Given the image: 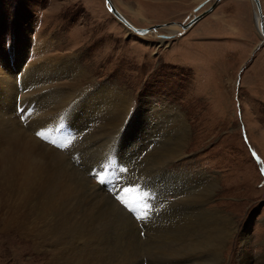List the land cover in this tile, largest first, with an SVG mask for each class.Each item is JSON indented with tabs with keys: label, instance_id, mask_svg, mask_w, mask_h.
<instances>
[{
	"label": "rangeland",
	"instance_id": "obj_1",
	"mask_svg": "<svg viewBox=\"0 0 264 264\" xmlns=\"http://www.w3.org/2000/svg\"><path fill=\"white\" fill-rule=\"evenodd\" d=\"M202 1L111 0L131 25L151 29L152 34L139 35L127 31L103 0H0V79L17 76L15 87L22 89L18 100L24 101L15 119L23 123L20 117L35 95L31 89L46 82H52V89H65L71 76L62 69L43 76L35 70H43L47 62L51 71L60 67L54 59L73 56L86 71L77 88L83 90L73 97L76 106L66 115L70 119L57 118L43 138L33 134L30 140L46 151L53 148L83 182L132 221L129 234L135 233L140 248L137 262L143 257L152 263L156 258L147 254L148 238L169 237L168 231L181 223L182 209L193 210L177 204L181 194L197 193L201 181H216L209 206L216 205L234 221L222 264H264V40L255 28L250 0H221L188 29L168 36L172 31L164 27L185 24ZM259 1L264 23V0ZM157 25L165 26L152 30ZM105 84L128 95L131 113L146 101V106L165 104L182 114L188 127L183 154L159 165L161 145L166 151L174 148L168 139L158 138L164 127L151 134L131 131L130 120L126 127L107 128L99 150H92L98 140L82 139L93 127L95 87ZM21 129L27 132L26 126ZM142 134L147 137L141 139ZM181 173L192 184L177 178ZM169 188L178 193L165 195ZM209 206L194 209L198 213ZM8 247V241L0 243V264H28V257H7L3 250ZM188 261L182 264H193Z\"/></svg>",
	"mask_w": 264,
	"mask_h": 264
},
{
	"label": "bare ground",
	"instance_id": "obj_2",
	"mask_svg": "<svg viewBox=\"0 0 264 264\" xmlns=\"http://www.w3.org/2000/svg\"><path fill=\"white\" fill-rule=\"evenodd\" d=\"M109 1L113 7L112 11L117 10L111 0ZM220 1L218 0L216 4ZM250 1L253 4V1ZM202 6L193 11L190 18L196 15L195 13ZM259 6L263 21L260 1ZM110 14L116 19L113 12ZM259 18L256 11L254 16L256 30L259 29ZM123 26L127 31L134 32L131 27ZM130 26L134 27L131 24ZM164 26L157 25L152 27V30L156 31ZM164 28L172 31L168 36L171 34L175 36L177 32H182L180 23L177 26L168 25ZM257 33L259 35L258 30ZM147 34H152L151 29L150 32L147 31ZM160 37L170 38L167 35H160ZM160 41L162 44L163 41ZM53 63H58L60 67L50 71L46 62L43 70L35 71L43 76L58 73L62 69L66 77L71 75L68 78L69 84L65 89L59 90L51 88L52 82H46L31 89L30 93L35 95L28 100L25 115L20 117L24 120L23 123L15 119V114L18 113V108L24 101L21 97L18 100V94L22 89L15 87L17 76L10 77V75L7 80L0 79V84L3 85L0 96V106H2L0 107V243L6 240L9 245L3 253L12 260L28 257V264H182V261L186 262L188 259H192L193 264H222L223 250L234 231L232 227L234 221L228 215L229 213H222L223 211L216 205L209 206L217 188L216 181H199L197 193L181 194L177 204L184 203L185 207L190 206L193 210L182 209L181 223L168 231L169 237L160 240L159 238L155 240V237L148 238L146 243L149 253L147 254L156 258L152 260V263L143 257L137 262L136 255L140 248L136 244L138 239L134 238L135 233L133 237L129 234L133 230L131 231L128 223L132 221L110 199L111 202H108L106 198H103V193L83 182L73 168L62 157L55 154L53 148V151H46L30 140L33 134L43 132L46 127L48 128L49 123H55L57 118L70 119L66 115L76 106V100L73 97L83 90H77L80 79L87 78L86 71L79 66L73 56L66 59H54ZM121 91L123 90H116L106 84L95 87L94 95L97 97L98 104L93 127L86 132L82 140H98L92 150H99V141H103L104 136L109 134L107 128L112 130L121 125L126 127L124 123L130 120L131 131L137 129L151 134L155 131V127H164L162 132H157L160 134V137H157L165 141L168 139L174 144V148L166 151L165 144L161 145L160 151H157V158L155 156L159 165L168 164L180 157L186 144L184 136L188 133L182 114L165 104L160 108L150 104L146 106V101L135 113H131L132 101H129L124 91L120 93ZM8 115L11 118L7 117ZM23 125L24 128L26 126L27 132L21 129ZM139 137L145 139L147 136L142 134ZM38 139L36 140L39 141ZM72 142L78 144L80 141ZM182 174L176 175L177 178L180 176L183 183L192 184V181ZM178 190L169 188L165 191V195L168 196L176 191L178 193ZM205 205L209 207L201 209L198 213L194 209ZM184 213L188 216L184 217L187 218L185 220L182 219ZM130 238L132 239L129 240ZM21 262L27 264L26 260V263ZM244 262L247 264L245 260L242 264ZM262 262L263 260L261 262L259 260L255 263Z\"/></svg>",
	"mask_w": 264,
	"mask_h": 264
},
{
	"label": "water",
	"instance_id": "obj_3",
	"mask_svg": "<svg viewBox=\"0 0 264 264\" xmlns=\"http://www.w3.org/2000/svg\"><path fill=\"white\" fill-rule=\"evenodd\" d=\"M206 1L208 0H203L202 2L198 3L196 5V7H194V11L197 10L199 7H201L204 3H206ZM218 0H213L210 5L205 9V10H202L200 13L192 16V18L190 20H188L185 24H181V27H182V31L188 29L193 23H195L200 17H202L204 14H206L207 12H209L213 7L214 5L216 4ZM253 1V4H254V7L257 11V13L259 14L260 18L258 20V27L259 29L258 32H259V35L261 36L262 39H264V27H263V21H262V18H261V14H260V6H259V1L258 0H252ZM104 2V6L106 8V10L111 13L113 12V15L116 17V19L121 22L123 25L127 26V27H131L133 29V31L139 33V34H144L148 31V29H137V28H134L132 26H130V24L125 20V18L117 11V10H113V7L110 5V1L109 0H103Z\"/></svg>",
	"mask_w": 264,
	"mask_h": 264
},
{
	"label": "snow or ice",
	"instance_id": "obj_4",
	"mask_svg": "<svg viewBox=\"0 0 264 264\" xmlns=\"http://www.w3.org/2000/svg\"><path fill=\"white\" fill-rule=\"evenodd\" d=\"M36 135H37L38 137H41V138L44 137V133H43V132H37ZM125 191H127V190H125ZM116 199H117V200H120V202H121L122 204L125 203V201H124L119 195H117Z\"/></svg>",
	"mask_w": 264,
	"mask_h": 264
},
{
	"label": "crops",
	"instance_id": "obj_5",
	"mask_svg": "<svg viewBox=\"0 0 264 264\" xmlns=\"http://www.w3.org/2000/svg\"><path fill=\"white\" fill-rule=\"evenodd\" d=\"M220 2H221V1H220ZM218 3H219V2H218ZM218 3H217V4H218ZM217 4H216V5H217Z\"/></svg>",
	"mask_w": 264,
	"mask_h": 264
}]
</instances>
